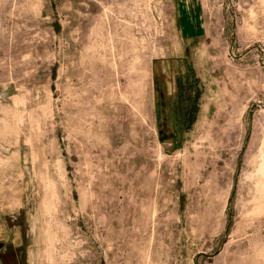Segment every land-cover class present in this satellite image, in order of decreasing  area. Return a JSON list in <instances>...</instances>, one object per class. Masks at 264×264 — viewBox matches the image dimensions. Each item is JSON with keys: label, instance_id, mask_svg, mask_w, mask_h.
Masks as SVG:
<instances>
[{"label": "rangeland", "instance_id": "1", "mask_svg": "<svg viewBox=\"0 0 264 264\" xmlns=\"http://www.w3.org/2000/svg\"><path fill=\"white\" fill-rule=\"evenodd\" d=\"M1 245L264 264V0H0Z\"/></svg>", "mask_w": 264, "mask_h": 264}, {"label": "flooded vegetation", "instance_id": "2", "mask_svg": "<svg viewBox=\"0 0 264 264\" xmlns=\"http://www.w3.org/2000/svg\"><path fill=\"white\" fill-rule=\"evenodd\" d=\"M0 247H3V246L1 245ZM20 255H22L21 251L18 252V250H17L16 256H15V261H13V264H15V263L19 264L20 263V261H21V256ZM13 256H14V254H13Z\"/></svg>", "mask_w": 264, "mask_h": 264}]
</instances>
